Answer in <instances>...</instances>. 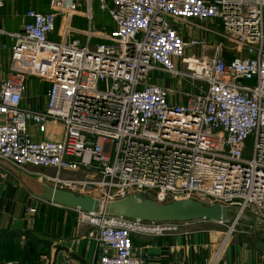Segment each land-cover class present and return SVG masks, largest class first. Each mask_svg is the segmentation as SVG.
Here are the masks:
<instances>
[{
	"label": "built area",
	"instance_id": "1",
	"mask_svg": "<svg viewBox=\"0 0 264 264\" xmlns=\"http://www.w3.org/2000/svg\"><path fill=\"white\" fill-rule=\"evenodd\" d=\"M94 1L29 5L21 30L0 27L13 38L0 80V159L52 169L36 173L102 203L193 198L226 206L230 232L247 213L264 219V0H96L113 20L105 32L93 30ZM79 2L89 28L72 25ZM198 21L220 22L209 29L216 44L187 34L204 28ZM31 78L48 84L44 109L23 105ZM75 209L88 229L72 247L84 244L89 264H145L134 237L183 223Z\"/></svg>",
	"mask_w": 264,
	"mask_h": 264
},
{
	"label": "crops",
	"instance_id": "2",
	"mask_svg": "<svg viewBox=\"0 0 264 264\" xmlns=\"http://www.w3.org/2000/svg\"><path fill=\"white\" fill-rule=\"evenodd\" d=\"M22 3L21 0L6 1L0 6V27L8 31L22 29L23 13L29 5L24 3L20 23L14 27L7 26L8 17L3 11L6 7L13 11ZM31 4L37 6L34 2ZM44 9H50V5ZM3 43L9 48L0 50V80L9 74L13 43L10 35L0 32V45ZM47 88L48 84L31 78L23 105L44 109ZM35 139H41L40 134ZM17 174L27 184L18 180ZM32 174L0 159V262L89 264L91 256L85 245L72 247L73 240L82 236L88 227L78 223V212L73 207L50 200L36 203L38 195L32 188L41 180ZM35 205L39 207L38 212L32 214L28 209ZM134 244L143 253L145 264H264V219L247 213L232 232L229 221H185L173 234L136 235Z\"/></svg>",
	"mask_w": 264,
	"mask_h": 264
},
{
	"label": "water",
	"instance_id": "3",
	"mask_svg": "<svg viewBox=\"0 0 264 264\" xmlns=\"http://www.w3.org/2000/svg\"><path fill=\"white\" fill-rule=\"evenodd\" d=\"M33 191L50 201L86 212L102 211L134 219L154 222H184L191 220H231L230 210L219 204H207L200 200L187 198L159 202L140 194L111 202H100L91 195L54 188L46 183L35 182Z\"/></svg>",
	"mask_w": 264,
	"mask_h": 264
},
{
	"label": "rangeland",
	"instance_id": "4",
	"mask_svg": "<svg viewBox=\"0 0 264 264\" xmlns=\"http://www.w3.org/2000/svg\"><path fill=\"white\" fill-rule=\"evenodd\" d=\"M21 1L26 3V6L27 5H32L31 2H34L37 5L36 7L40 8V9L48 8V6L50 5L49 4V0H21ZM24 3L18 4L15 7L16 10H18V12H19V14L17 16L12 14V10L11 9L9 10V7L8 8L6 7L3 10L6 13L4 16L8 17L7 18L8 19L7 20V26L8 27H14L16 25H19L21 13L25 10ZM84 12H85L84 3L83 2H79L78 9H77L76 13L74 14V16L72 18V25L73 26L80 27V28H89V19L84 15ZM11 21H14V22H11ZM218 22H209V21L201 22V21H198V23H201L204 26V28H208V29L204 30V28H201V27H195V28L187 27L186 31H187V34L189 33V36L203 38L206 41H208V43H211V44L214 45V44H216L215 41L218 39V36L215 33H213L212 31H210V30L218 29V28L221 29L222 25L220 26L219 25L220 22L219 23ZM113 26H114L113 20H112L111 16L109 15V13L106 10L101 9L99 7L98 2L95 0L94 1V19H93V23H92L93 30L95 32H105V31L113 28ZM59 27H60V19H58L57 22H56L55 31L50 33V37L52 39H60V36L58 35ZM207 34H209V38L207 37ZM71 35L75 36L76 33L72 32ZM100 40H102V38H99V37H94L93 38L94 42L100 41ZM198 51H200V48L197 49V52ZM190 52H191V50L189 49L188 53H190ZM152 75L155 76L156 78L159 77V76H162L160 71L152 72ZM170 82L174 83V79L169 81V83ZM28 168H29V170L34 171V172H31V173H33L32 175H34V174L37 175L36 171H46V172H49V173H51L53 171L52 169H45V168H42V167H34V166H29ZM28 172H30V171H28ZM70 175L73 176V177H77V178H81V176H82L81 174H78V173H70ZM15 177L18 180L22 181L24 184H27L25 179L21 178L20 174L19 175L18 174L15 175ZM38 182L44 183L42 181H38ZM64 190H70V189H64ZM43 199L48 200V199H46L44 197H43ZM233 216H234L233 213H231V221H229L230 227L232 225V220L234 219ZM241 220H244V218L241 219ZM236 228H238V224L235 225V229Z\"/></svg>",
	"mask_w": 264,
	"mask_h": 264
},
{
	"label": "bare ground",
	"instance_id": "5",
	"mask_svg": "<svg viewBox=\"0 0 264 264\" xmlns=\"http://www.w3.org/2000/svg\"><path fill=\"white\" fill-rule=\"evenodd\" d=\"M193 66L198 67V65H193Z\"/></svg>",
	"mask_w": 264,
	"mask_h": 264
}]
</instances>
